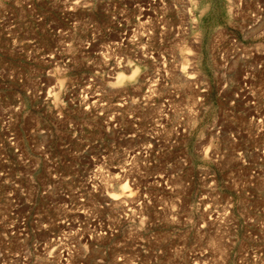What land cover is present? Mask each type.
Returning <instances> with one entry per match:
<instances>
[{
	"label": "rangeland",
	"instance_id": "obj_1",
	"mask_svg": "<svg viewBox=\"0 0 264 264\" xmlns=\"http://www.w3.org/2000/svg\"><path fill=\"white\" fill-rule=\"evenodd\" d=\"M0 264H264V0H0Z\"/></svg>",
	"mask_w": 264,
	"mask_h": 264
},
{
	"label": "bare ground",
	"instance_id": "obj_2",
	"mask_svg": "<svg viewBox=\"0 0 264 264\" xmlns=\"http://www.w3.org/2000/svg\"><path fill=\"white\" fill-rule=\"evenodd\" d=\"M144 22V21H143ZM142 23V22H141ZM145 24V23H144ZM181 52V51H180ZM187 55V54H186ZM187 59H188V57H187ZM181 73H182V75L183 74H185V77H187V78H192V76L189 74V73H187L186 72V70H185V66H182L181 68H180V70H179ZM191 71V70H190ZM134 72V71H133ZM137 72V71H136ZM135 72V73H136ZM188 72H189V70H188ZM134 73V74H135ZM121 74V73H120ZM121 75H123V73L121 74ZM121 77V76H120ZM124 77V76H123ZM132 77V76H131ZM121 80H123V78H120ZM120 79H118V80H120ZM125 80V79H124ZM190 80H192V79H190ZM119 82H121V81H119ZM128 185H124L123 187H122V189H123V191H121V192H119L118 194H116V193H114V194H112V195H110L109 196V198L111 199V200H113V201H118L117 199H119V195H121V193H123V195L124 196H129L130 194H129V191L127 190L128 189V187H127ZM121 189V190H122ZM125 193H127V195L125 194ZM124 198V197H123Z\"/></svg>",
	"mask_w": 264,
	"mask_h": 264
}]
</instances>
